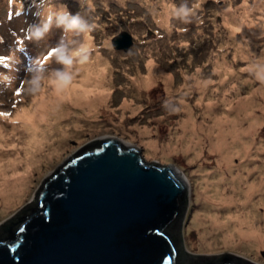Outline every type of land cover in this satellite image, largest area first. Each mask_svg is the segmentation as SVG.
<instances>
[{
  "label": "rangeland",
  "instance_id": "rangeland-1",
  "mask_svg": "<svg viewBox=\"0 0 264 264\" xmlns=\"http://www.w3.org/2000/svg\"><path fill=\"white\" fill-rule=\"evenodd\" d=\"M185 2L190 7L199 5L197 17H193L190 23L171 19L165 28L157 23L159 19L156 17L162 14L167 16L165 7L173 4L179 6ZM38 3L39 0H0V72L12 77L10 87L0 85V130L10 141L0 146V164L10 165L17 169L18 175H22L25 171V148L31 152L26 177L28 188L6 212L2 213L0 204V220L33 198L39 183L68 154H74L78 147L89 140L112 135L123 143L137 144L147 160L158 159L175 165L187 179L190 203L181 230L185 247L191 254L206 257L232 253L253 263L264 264V246L254 248L253 244L238 242L236 245L225 240V231L232 228L234 221L231 215L238 208L236 203L221 205L214 211L203 208V203L209 201L205 196L211 194H204L202 179L207 172H213L211 175L214 176L220 173L215 167L218 153L208 150L207 139L198 157L190 150L185 151L186 144L188 146L190 143H186L187 135L183 136L180 127L190 117L192 124L212 127L216 130H213V135H217L215 116L223 117L226 110L222 99L219 97L221 106L216 103V97H204L199 101L194 88L197 80L201 84L208 82L207 87L211 90L219 83L222 90H215L223 91L227 102L230 101V110L236 111L240 120V131L248 128L241 136L228 140L232 153L230 171L245 172L255 167L245 180L264 184V180L260 181L264 178V83L248 71L256 63H264V0H49L48 7L66 6L71 13H79L98 25L92 33L75 36V39L90 36L93 48L91 56L94 53L108 59L105 72L109 81L105 79L108 85L106 91H102L106 93V100L104 106L99 108V112L107 111V116L100 117L92 112L96 94L85 99L76 92L59 101L54 109L45 110V119L32 115L25 121L17 117L16 123L15 114L18 115L25 108L37 115L35 107L39 101H35V96L38 92L27 93L23 83L30 76L27 69L33 61L39 57L46 72L62 67L51 57L44 59L61 39L62 29L53 27L39 42L23 39L24 29L39 22L40 17L36 13L42 9ZM123 31L131 35L132 42L125 49L115 48L113 38ZM68 36L74 38L72 34ZM118 42H125V39ZM11 56L13 59L8 67L3 58ZM217 58H224L225 62ZM215 63L219 64L217 69ZM79 66V63H75L72 67L76 80L80 73L77 70ZM148 72H151V84L146 88L138 87L133 79L145 78ZM44 85H47V79L42 80L41 87ZM136 88L142 96L139 91L136 94ZM245 98L247 103H251L248 110L240 107L245 103ZM210 107L217 110L211 114ZM232 117L233 114L229 116ZM255 120L258 123L249 126ZM42 124L46 126L35 127L32 133L34 126ZM145 127L148 132L143 135L141 131ZM188 131L196 133L195 129ZM17 133L24 134L20 137L22 144L15 136ZM51 140L57 141L56 149L44 154L39 147L47 142L49 145ZM151 141L156 142L157 146H149ZM168 141L174 147H183V150L165 149L164 144ZM243 146H246V150L240 152ZM222 169L229 175L225 168ZM249 203L260 219L257 222L260 225L264 220V185L255 191ZM239 208L244 209L243 206ZM211 215L225 220L226 226L224 228L218 223L217 229L209 232L207 238L212 240L208 245L203 242L202 230L198 231L200 228L196 223L197 219L206 220ZM205 227H209V224ZM233 240L239 241L236 236Z\"/></svg>",
  "mask_w": 264,
  "mask_h": 264
},
{
  "label": "water",
  "instance_id": "water-1",
  "mask_svg": "<svg viewBox=\"0 0 264 264\" xmlns=\"http://www.w3.org/2000/svg\"><path fill=\"white\" fill-rule=\"evenodd\" d=\"M112 42L125 49L131 35L123 31ZM183 198L186 216L190 187L175 165L147 160L137 144L112 135L89 140L0 220V264H175L169 231ZM182 244L191 254L183 236ZM205 258L214 261L204 264H257L232 253Z\"/></svg>",
  "mask_w": 264,
  "mask_h": 264
},
{
  "label": "bare ground",
  "instance_id": "bare-ground-1",
  "mask_svg": "<svg viewBox=\"0 0 264 264\" xmlns=\"http://www.w3.org/2000/svg\"><path fill=\"white\" fill-rule=\"evenodd\" d=\"M17 8H20V7L17 6ZM167 9L168 8L165 7L164 13H166ZM157 18L159 19L160 24L164 28L168 25L169 20L167 16H163L162 14L156 17V19ZM79 41L83 42L84 44L88 46H91V38L88 35L83 36L82 40L80 37ZM247 51L248 49L245 50V52ZM217 60L221 61L222 63L225 62L224 58L222 59L217 58ZM52 61L54 60L52 59ZM107 63H108V59L101 58L100 56L94 55L93 53L88 63L83 64V65L80 64L79 68H77V70H79L80 72L77 75L79 76L78 79L77 80L74 79L68 87L64 88L62 91H59V92L56 90L55 87L51 85L50 81L47 80V85L42 86L39 89L37 95L35 96L37 97L35 101L36 102L39 101L38 103H36V105L38 106L35 107V109L37 108V111H36L37 115L35 114L33 110L31 111L30 109L25 108L21 113H18V115L15 114L16 123H17V117L19 119L23 118V120L25 121L30 119L32 115L34 117L40 116L42 119H45L44 114H43L45 110L54 109L56 107V104L59 101H61L62 99H65L68 96H71L72 94H75L76 92H77V95H80V98L84 97L85 99L96 94V97L95 98L93 97L96 103H94L93 105L94 111L92 110V112H94L96 115H99L100 117L101 116L106 117L107 115L105 116V114L107 113V111L101 110L99 112V108H102L104 106L103 103H105V100H106L105 98L106 93L105 92L102 93V91H106V88L108 85V84L107 85L105 84V79L109 81L108 77L106 78V75L108 73L105 72L107 68L106 66ZM147 65H151V63H147ZM214 65L217 69L219 64L215 63ZM153 67L154 65L152 66V68ZM54 68L55 66L53 67V69ZM11 74L13 75V72H11ZM110 75H111V72H110ZM150 75H151V72H148L145 74V78L138 77V79H133V81L137 84L138 87L146 88L147 86L151 84L150 80L152 78L150 77ZM232 81L236 82L235 79H233ZM195 85H196L194 88L196 91L195 95L199 101L200 99H205L207 97H216V103L219 106H221V102L219 99L220 97L222 99L224 107L226 108L225 110L226 112L225 111L223 112V117H219L217 115L215 116L216 121L214 122V125L217 127V135H213L214 129H212V127H204V126H201L200 124L196 125L194 123L193 125L191 123L190 117H187L186 120H184L183 123H181L180 125V127L183 130V136L185 134L187 135L186 143H190V145L188 146L186 144L185 151L190 150L193 152V155L198 157L201 152L202 145L204 141L207 139L208 150L211 152L218 153V156L216 155L217 164L215 167L216 169H219L218 172L220 173L217 176H214V175H211L213 172H207L206 177L202 179L203 185H204V194L207 192L211 194V195L205 196V198L209 201L203 203L204 205L203 208H211L209 209V211H214L220 208L221 205L229 206V205H232L233 203H236V208L243 206L244 207L243 210L242 208H239V209L237 208L236 213L231 215L234 221L233 223H231L232 228H230V230L225 231V235H226L225 240L231 243L235 242L236 245H238V242H243L246 245L253 244L254 248H259L260 246H264V233L262 232V228H264V220L261 222L260 225H258L257 222H259L260 219L257 218L255 210L252 211V208H251L252 206L249 203L252 201V197L255 191H257L260 188V186H263L264 184L257 183L254 181L247 182L245 180L248 177V174L251 173L250 171H253L255 167L249 168L248 171H245V172H242L241 170L230 171V169L232 168L230 164L232 153L229 150L228 140L230 139V137L233 140L236 139L237 137L241 136L244 132H247L248 128L246 127L245 129H241V131L243 132L240 131V127H239L241 126L239 122L240 120H238L237 118L236 111L230 110L231 104L229 103L230 101L227 102L228 100H227L225 93L223 91H219V90H222L221 88H219V83L213 86L214 88L213 90H211L210 87H207L208 82L201 84V83H198V80H197L195 82ZM217 88L219 89L218 92H216L215 90ZM138 91H139L138 88H136V91H135L136 94L138 93ZM206 91H209V94H206ZM139 94L140 96H142V93L140 91H139ZM244 102L245 103L242 104V106L240 105V107L242 110H248L251 107V103H247L246 98ZM140 104L142 105V103ZM184 108H187V107L185 106ZM215 110H217L215 109V107H210L209 112L212 114L214 113ZM130 111L133 112V110H130ZM100 113H102L103 115H100ZM231 114H233V117L229 118ZM76 119H78V117ZM257 123L258 121L255 120L253 121V123L251 122L249 126H252L253 124H257ZM40 126L45 127L46 124L34 126L31 130L32 133L35 127H40ZM49 126L55 129L53 125H49ZM189 129H195L196 133L194 132L189 133L188 131ZM21 131H24V129L21 128ZM31 131L28 129V132H31ZM147 132H148V129L145 127L141 131V134L145 135ZM15 136L18 137V139L20 140V137L24 136V134L17 133L15 134ZM7 138L8 137H6L5 134L2 133V131L0 130V146L4 144H8L10 142L9 140H7ZM20 143L22 144L23 142L20 140ZM26 143L27 142L24 143L25 146H27ZM47 143L39 147V150L44 151V154H50L52 153L54 148L56 149V144H57L56 140H51L49 145H47ZM148 145L157 146V143L151 141L148 143ZM164 146H166L165 149L167 150L169 149L170 151H175L181 148L183 150V147H179V146L174 147V144L172 142L169 143V141L166 142ZM27 150L28 149L25 148L26 152L23 158V161H24L23 165H25L24 174L18 175L19 172L17 171V169H13L11 168L10 165L7 166V164H0V204H2V207H1L2 213L6 212L11 206H13L16 203V201H18V199L22 196V192L26 188H28L26 177L28 173L27 167L29 168L28 165L30 163L29 157H31L30 156L31 152L30 151L27 152ZM46 150L47 151L52 150V151L47 152ZM245 150H246V146H243L242 149H240V152H244ZM0 157H1V154H0ZM15 165L16 163L14 164V166ZM6 166L7 168H5ZM9 168L13 170L11 169L9 170ZM222 168H225L226 171L229 173V175ZM233 174L235 175L233 176ZM263 180L264 178H262L260 181L262 182ZM246 203H248L247 208L245 207ZM203 208L200 209L201 212ZM224 221L225 220H222L220 217H216L214 215H211V217L206 218V220L204 219L200 220V218L197 219L196 225L200 228L198 231L202 230V239H204L203 242L205 244L210 245V240L212 239L207 238V235H209V232L213 233L214 230L217 229L218 223L222 227L225 228L226 225L224 224ZM208 224H209V227L206 228L205 226ZM234 236H236L239 241L233 240Z\"/></svg>",
  "mask_w": 264,
  "mask_h": 264
},
{
  "label": "clouds",
  "instance_id": "clouds-1",
  "mask_svg": "<svg viewBox=\"0 0 264 264\" xmlns=\"http://www.w3.org/2000/svg\"><path fill=\"white\" fill-rule=\"evenodd\" d=\"M49 4V0H39L38 7L42 9L41 12L36 13L40 17L39 22L30 24L24 29L23 39L39 42L44 40L53 27L62 29L61 39L47 52V56L51 53L50 57L62 67L58 70L46 72L41 66L39 57L33 61L27 69L30 76L23 82L25 85L24 90L31 94L39 91L41 82L44 79L49 80L58 92L68 87L75 78V73L72 71L73 65L75 63L81 65L88 63L93 51L91 46L75 38H69L68 34H72L73 37L90 34L98 27L96 23L90 22L79 13H71L66 6L48 7ZM198 8V4L190 7L186 2L181 3L179 6L173 4L166 10V15L168 20L178 19L187 24L191 22L193 17H197ZM157 23H160V21L157 20ZM0 42H2V38H0ZM3 59L7 61L8 67H10L13 57ZM248 71L253 73L258 81L264 83V63H256L250 66ZM11 84L12 77L0 72V85L10 87Z\"/></svg>",
  "mask_w": 264,
  "mask_h": 264
},
{
  "label": "trees",
  "instance_id": "trees-1",
  "mask_svg": "<svg viewBox=\"0 0 264 264\" xmlns=\"http://www.w3.org/2000/svg\"><path fill=\"white\" fill-rule=\"evenodd\" d=\"M180 210L178 217L176 218L175 222L170 225V235L173 238L174 242H176L177 245V258L175 264H204L207 261H214V258L207 259L203 256H197V255H191L187 253V251L184 249L182 244V235H181V226L185 222V213L187 208V200L185 198L182 199L180 202ZM26 209H23L25 211ZM22 212V211H21ZM8 222V221H7ZM17 222V220H13L12 222L9 221V223L6 224H14ZM5 225V224H4ZM3 224L0 225V236L2 234V230L4 227ZM17 225H13V228H15ZM235 260L239 264H247V261L242 260L241 258H235Z\"/></svg>",
  "mask_w": 264,
  "mask_h": 264
},
{
  "label": "snow or ice",
  "instance_id": "snow-or-ice-1",
  "mask_svg": "<svg viewBox=\"0 0 264 264\" xmlns=\"http://www.w3.org/2000/svg\"><path fill=\"white\" fill-rule=\"evenodd\" d=\"M51 56V53L48 54L44 59H48Z\"/></svg>",
  "mask_w": 264,
  "mask_h": 264
}]
</instances>
